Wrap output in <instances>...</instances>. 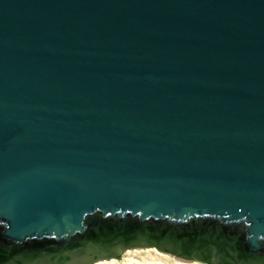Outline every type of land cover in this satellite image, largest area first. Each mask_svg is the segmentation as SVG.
<instances>
[{
  "label": "water",
  "instance_id": "95a60500",
  "mask_svg": "<svg viewBox=\"0 0 264 264\" xmlns=\"http://www.w3.org/2000/svg\"><path fill=\"white\" fill-rule=\"evenodd\" d=\"M145 246L264 264V0H0V264Z\"/></svg>",
  "mask_w": 264,
  "mask_h": 264
},
{
  "label": "bare ground",
  "instance_id": "6f19581e",
  "mask_svg": "<svg viewBox=\"0 0 264 264\" xmlns=\"http://www.w3.org/2000/svg\"><path fill=\"white\" fill-rule=\"evenodd\" d=\"M168 254L154 246L130 247L123 250L119 257L101 258L90 264H205L198 260H183Z\"/></svg>",
  "mask_w": 264,
  "mask_h": 264
},
{
  "label": "rangeland",
  "instance_id": "374dc122",
  "mask_svg": "<svg viewBox=\"0 0 264 264\" xmlns=\"http://www.w3.org/2000/svg\"><path fill=\"white\" fill-rule=\"evenodd\" d=\"M169 255V254H168ZM169 256H171V255H169ZM173 257V256H172ZM201 262V261H200Z\"/></svg>",
  "mask_w": 264,
  "mask_h": 264
}]
</instances>
